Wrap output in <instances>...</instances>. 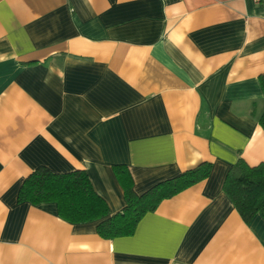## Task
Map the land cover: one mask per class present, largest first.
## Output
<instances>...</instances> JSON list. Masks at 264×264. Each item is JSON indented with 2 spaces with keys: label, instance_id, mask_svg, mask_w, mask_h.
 I'll use <instances>...</instances> for the list:
<instances>
[{
  "label": "crops",
  "instance_id": "0c3cea01",
  "mask_svg": "<svg viewBox=\"0 0 264 264\" xmlns=\"http://www.w3.org/2000/svg\"><path fill=\"white\" fill-rule=\"evenodd\" d=\"M261 74L264 0H0V264H264V216L223 191L264 163ZM203 162L113 239L18 200L38 168L82 170L112 215L115 166L141 195Z\"/></svg>",
  "mask_w": 264,
  "mask_h": 264
},
{
  "label": "trees",
  "instance_id": "16d2710c",
  "mask_svg": "<svg viewBox=\"0 0 264 264\" xmlns=\"http://www.w3.org/2000/svg\"><path fill=\"white\" fill-rule=\"evenodd\" d=\"M259 82L264 91V74L259 76ZM260 122L264 125V112ZM114 170L126 203L120 212L112 215L82 170L57 174L38 168L24 179L18 200L34 205L53 202L62 219L70 223L97 221V234L103 239H113L133 233L141 217L154 211L161 200L207 178L211 164L200 163L173 178L158 182L141 195L134 192L133 180L126 167L117 165ZM223 191L244 221L248 222L256 213L264 216V163L249 166L238 159L225 176Z\"/></svg>",
  "mask_w": 264,
  "mask_h": 264
},
{
  "label": "built area",
  "instance_id": "2783aa9c",
  "mask_svg": "<svg viewBox=\"0 0 264 264\" xmlns=\"http://www.w3.org/2000/svg\"><path fill=\"white\" fill-rule=\"evenodd\" d=\"M254 2H256V3H259L260 1H262V0H253Z\"/></svg>",
  "mask_w": 264,
  "mask_h": 264
}]
</instances>
